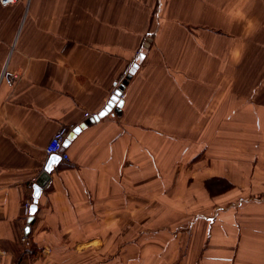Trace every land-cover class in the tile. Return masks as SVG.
I'll list each match as a JSON object with an SVG mask.
<instances>
[{
  "label": "crops",
  "instance_id": "obj_1",
  "mask_svg": "<svg viewBox=\"0 0 264 264\" xmlns=\"http://www.w3.org/2000/svg\"><path fill=\"white\" fill-rule=\"evenodd\" d=\"M5 66L18 78L0 82V264H264V0L0 4ZM130 72L120 112L50 164L26 244L49 139ZM169 210L144 260L152 229L135 218Z\"/></svg>",
  "mask_w": 264,
  "mask_h": 264
},
{
  "label": "water",
  "instance_id": "obj_2",
  "mask_svg": "<svg viewBox=\"0 0 264 264\" xmlns=\"http://www.w3.org/2000/svg\"><path fill=\"white\" fill-rule=\"evenodd\" d=\"M132 76V72L128 73L126 77L118 84L116 90L114 91L111 99L108 101V103L97 113L88 116L85 118L81 123L74 126L69 133L67 134L64 142H63V149L66 148L69 143L76 137V135L84 128H86L89 125L94 124L95 122L99 121L101 118L105 117L107 114L111 112V110L114 108V111L120 112L123 100L121 97L122 92L124 91V88L126 84L128 83L129 78ZM60 159V155L56 153H52L45 165V169H43L38 177L36 178L35 182L32 183L33 187V201L30 205L29 211L30 214L27 217L26 224L24 226V233L29 234L31 222L34 220V213L38 209V201L39 197L42 193L43 186L47 183V181L50 179V164L53 162H56ZM30 243V239H26V244Z\"/></svg>",
  "mask_w": 264,
  "mask_h": 264
},
{
  "label": "built area",
  "instance_id": "obj_3",
  "mask_svg": "<svg viewBox=\"0 0 264 264\" xmlns=\"http://www.w3.org/2000/svg\"><path fill=\"white\" fill-rule=\"evenodd\" d=\"M17 0H0L1 5H9L11 3L16 2ZM137 55V54H136ZM18 78V74L5 66L0 73V82L4 84H13ZM94 113H90L88 111L84 112V116H91ZM73 125L70 124H62L58 127V129L54 132V134L49 139L48 143L45 146V153L50 155L52 153H59L60 157L64 160H68V155L65 152V149H62L63 141L66 138L68 132L73 128ZM35 177L33 178V182H35ZM51 179L47 181V183L43 186V189L49 186ZM31 205V200H27L24 203V211L29 215V207ZM23 239V237H22Z\"/></svg>",
  "mask_w": 264,
  "mask_h": 264
},
{
  "label": "rangeland",
  "instance_id": "obj_4",
  "mask_svg": "<svg viewBox=\"0 0 264 264\" xmlns=\"http://www.w3.org/2000/svg\"><path fill=\"white\" fill-rule=\"evenodd\" d=\"M180 154H178V158L180 157ZM186 155H188V154H186ZM209 179L212 180V179H214V177L208 178V180ZM219 185H220V183H219ZM223 191H225V188L214 191V193H221ZM155 207H156V204L152 203L151 208L153 209ZM29 214H30V212H29ZM150 215H151L150 218H146L145 216H138L135 218L138 221L145 222V225H146L145 227L149 226V228L152 229L149 234L142 233L143 235L139 238V243L142 247V255L144 256V260H146L147 256L149 255V254L147 255L146 250H149V249L154 250V249L165 244V239L161 238V237L154 239L155 243L152 242V237L156 238L154 236H160L161 235V233L154 232V230L160 229L162 227V225H164V224L174 222L175 219H176V221H178V216H176V213L173 212L172 210H169L167 213H165L164 211H161L159 213H157V211H154V212H151ZM143 218H146V220H144ZM142 226H143V224H142ZM23 238L25 240L28 239V237H25V236H23Z\"/></svg>",
  "mask_w": 264,
  "mask_h": 264
},
{
  "label": "trees",
  "instance_id": "obj_5",
  "mask_svg": "<svg viewBox=\"0 0 264 264\" xmlns=\"http://www.w3.org/2000/svg\"><path fill=\"white\" fill-rule=\"evenodd\" d=\"M207 181H208V180H206V185H207L208 187L211 188V185H209V183H207ZM229 187H230V186H229ZM25 221H27V218H26ZM24 236H25V237H29V234H25V233H24ZM29 249H31V248H29ZM171 264H179V263H178V262H174V263H171Z\"/></svg>",
  "mask_w": 264,
  "mask_h": 264
},
{
  "label": "bare ground",
  "instance_id": "obj_6",
  "mask_svg": "<svg viewBox=\"0 0 264 264\" xmlns=\"http://www.w3.org/2000/svg\"><path fill=\"white\" fill-rule=\"evenodd\" d=\"M88 117V116H87ZM56 154H59V153H56ZM33 194V193H32ZM32 201H33V196H32Z\"/></svg>",
  "mask_w": 264,
  "mask_h": 264
}]
</instances>
